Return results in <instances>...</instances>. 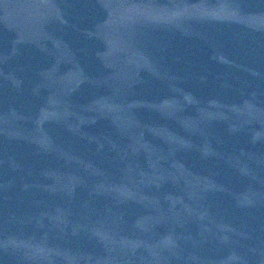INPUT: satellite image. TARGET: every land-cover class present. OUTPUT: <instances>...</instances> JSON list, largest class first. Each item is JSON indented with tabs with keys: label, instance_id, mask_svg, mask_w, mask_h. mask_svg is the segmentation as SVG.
<instances>
[{
	"label": "water",
	"instance_id": "1",
	"mask_svg": "<svg viewBox=\"0 0 264 264\" xmlns=\"http://www.w3.org/2000/svg\"><path fill=\"white\" fill-rule=\"evenodd\" d=\"M0 264H264V0H0Z\"/></svg>",
	"mask_w": 264,
	"mask_h": 264
}]
</instances>
